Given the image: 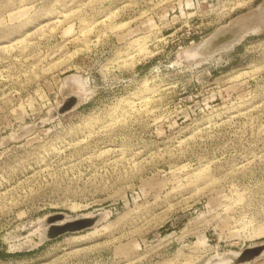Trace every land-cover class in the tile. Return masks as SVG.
Wrapping results in <instances>:
<instances>
[{
	"label": "rangeland",
	"instance_id": "374dc122",
	"mask_svg": "<svg viewBox=\"0 0 264 264\" xmlns=\"http://www.w3.org/2000/svg\"><path fill=\"white\" fill-rule=\"evenodd\" d=\"M263 2L0 0V264H226L264 241V29L198 49ZM56 212L101 216L42 240Z\"/></svg>",
	"mask_w": 264,
	"mask_h": 264
},
{
	"label": "water",
	"instance_id": "95a60500",
	"mask_svg": "<svg viewBox=\"0 0 264 264\" xmlns=\"http://www.w3.org/2000/svg\"><path fill=\"white\" fill-rule=\"evenodd\" d=\"M264 6V2L260 6L249 13L240 15L233 19L230 26L216 30L212 37L205 40L200 46L199 51L204 55L211 54L217 49L222 48L224 45L230 43L239 37L244 36L247 32L255 31L257 29H264V18L259 19L258 12ZM261 14V13H260ZM263 16V15H262ZM249 23V26L241 27L240 22ZM77 103V98L73 95L68 96L58 107L56 111H52L50 116L62 114ZM100 214L92 216H79L74 218H67L62 212L50 214L43 221L45 228L41 234L42 240L54 239L64 233L78 232L93 226L99 219ZM264 253V241L244 247L236 255L228 258L226 264H243L249 262ZM231 259V260H230Z\"/></svg>",
	"mask_w": 264,
	"mask_h": 264
},
{
	"label": "bare ground",
	"instance_id": "6f19581e",
	"mask_svg": "<svg viewBox=\"0 0 264 264\" xmlns=\"http://www.w3.org/2000/svg\"><path fill=\"white\" fill-rule=\"evenodd\" d=\"M240 23H244V22H242V20H241V22ZM246 24H248V23H246ZM241 25V27H244L245 25H242V24H240ZM237 253H235L234 255H236ZM231 260V259H230ZM229 261V260H228Z\"/></svg>",
	"mask_w": 264,
	"mask_h": 264
}]
</instances>
